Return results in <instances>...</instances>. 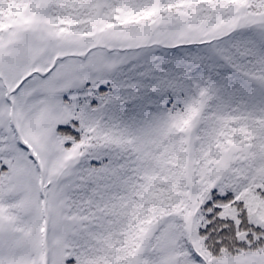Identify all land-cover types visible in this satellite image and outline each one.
Returning <instances> with one entry per match:
<instances>
[{"label": "snow or ice", "instance_id": "obj_1", "mask_svg": "<svg viewBox=\"0 0 264 264\" xmlns=\"http://www.w3.org/2000/svg\"><path fill=\"white\" fill-rule=\"evenodd\" d=\"M0 264H264V0H0Z\"/></svg>", "mask_w": 264, "mask_h": 264}]
</instances>
